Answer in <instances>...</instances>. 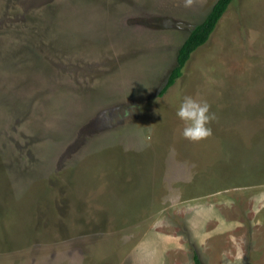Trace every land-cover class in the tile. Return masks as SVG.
Returning a JSON list of instances; mask_svg holds the SVG:
<instances>
[{
  "label": "rangeland",
  "instance_id": "rangeland-1",
  "mask_svg": "<svg viewBox=\"0 0 264 264\" xmlns=\"http://www.w3.org/2000/svg\"><path fill=\"white\" fill-rule=\"evenodd\" d=\"M216 1L0 0V264H264V0L159 95Z\"/></svg>",
  "mask_w": 264,
  "mask_h": 264
},
{
  "label": "trees",
  "instance_id": "trees-1",
  "mask_svg": "<svg viewBox=\"0 0 264 264\" xmlns=\"http://www.w3.org/2000/svg\"><path fill=\"white\" fill-rule=\"evenodd\" d=\"M233 0H217L207 16L196 25L188 34L182 45L177 50L176 63L162 87L159 95L162 96L182 76L183 68L190 59L191 54L203 46L214 31L218 21L227 11ZM194 264H202L197 254L193 255Z\"/></svg>",
  "mask_w": 264,
  "mask_h": 264
},
{
  "label": "clouds",
  "instance_id": "clouds-1",
  "mask_svg": "<svg viewBox=\"0 0 264 264\" xmlns=\"http://www.w3.org/2000/svg\"><path fill=\"white\" fill-rule=\"evenodd\" d=\"M176 115L184 124L181 132L184 138L199 142L212 135V129L209 125L211 121L216 119V116L210 111V105L207 101L185 96Z\"/></svg>",
  "mask_w": 264,
  "mask_h": 264
}]
</instances>
